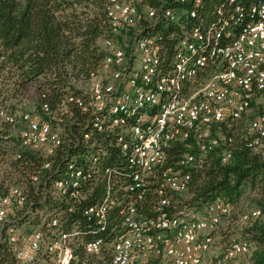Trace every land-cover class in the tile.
<instances>
[{
	"label": "built area",
	"instance_id": "obj_1",
	"mask_svg": "<svg viewBox=\"0 0 264 264\" xmlns=\"http://www.w3.org/2000/svg\"><path fill=\"white\" fill-rule=\"evenodd\" d=\"M189 1L107 0L109 34L103 45L108 53L89 80L79 86L81 94L67 98L82 117L78 124L81 140L90 141L94 134L102 139L113 137L125 159L119 181H112L116 169H103L105 196L82 212L96 228H103L112 189L125 181L120 188L119 233L108 244L101 238L82 244L86 254L96 257L109 247V264H202L214 243L208 231L231 210L230 203L223 200L209 204L202 218L189 217L183 211L171 214L168 208L170 195L186 191L190 171L202 166L207 153L220 149L221 162L231 160L232 138L214 134L216 126L237 122L254 101L264 100V0H226L217 8L215 21L199 25L183 21L185 16L195 17L193 9L181 7ZM200 3L193 1V5ZM141 20L145 24L140 25ZM160 23L179 24L175 50L168 60H162L164 52L152 32ZM64 115L70 117V111L56 114L47 104L40 111L30 106L0 111L1 120L11 129L14 158L40 151L45 158L42 170L51 181L49 189L66 203L80 204L99 156L93 155L85 166H79L66 155L65 149L78 139H65L71 126L67 130L61 127ZM190 138L197 153L186 151L169 163L173 158L169 150ZM245 146L264 155V116H254L249 122ZM61 149L64 164L53 167L51 159ZM38 181L34 175L32 182ZM152 185L157 199L147 214L143 204ZM25 202L19 187L0 195V231L13 210L22 209ZM259 214L254 210L242 221ZM58 226L53 217L47 232L33 230L20 238L16 232H8L10 243L19 241L15 249L18 263L74 264L73 238L78 232H61ZM250 250L247 241L233 239L224 258L248 255Z\"/></svg>",
	"mask_w": 264,
	"mask_h": 264
},
{
	"label": "trees",
	"instance_id": "obj_2",
	"mask_svg": "<svg viewBox=\"0 0 264 264\" xmlns=\"http://www.w3.org/2000/svg\"><path fill=\"white\" fill-rule=\"evenodd\" d=\"M193 1L181 6L195 11V17L183 18L193 25L215 21L217 8L226 2L200 0V4L193 5ZM106 4L107 0H0V111L14 112L29 106L40 111L42 104H47L56 114L70 111V117H61L60 125L66 130L71 126L66 140L76 137L78 141L65 149L66 155L79 166H85L93 155L99 156L98 168L84 187L87 192L85 200L80 204L66 203L49 189L51 181L47 171L42 170L45 158L40 151L24 153L20 159L14 158L16 148L10 146L13 138L10 126L0 117V195H7L12 187H19L26 198L24 207L14 209L0 231V264H19L15 258L19 241L10 243L8 232H16L19 238L33 230L47 232L49 220L53 217L58 219L59 231L78 232L73 238L74 264L110 262L109 247H104L96 257L86 254L82 244L96 238L108 244L119 233L123 202L120 188L125 181L120 180L112 189V203L103 228H96L82 212L84 208L101 202L105 196L107 179L103 169H116L112 181H119L122 179L120 175H124L125 159L113 137L102 139L94 134L90 141H82L78 128L82 117L74 106L67 103L70 96L81 94L79 86L89 80L108 53L101 44L109 34ZM142 24H145L143 20L140 21ZM152 32L157 34L164 52L162 60H168L175 50L179 24L160 23L152 28ZM254 104L255 101L252 103V115H244L229 125L220 124L213 131L232 138L231 160L223 164L220 149L207 153L202 166L190 171L186 191L170 195L168 209L171 214L183 209L205 211L217 200L230 203L231 210L244 201L249 203V210L239 209L236 213L244 225L241 239L251 247L248 255L239 257L248 258L233 263L230 261L237 257L226 259L223 253V257L216 259L214 264H264V155L253 153L245 146L249 122L254 116H264V104ZM69 120L74 122L68 124ZM188 144L191 148L187 147ZM186 151L197 153L192 138L169 150V156H173L169 163ZM63 154L61 149L51 159L53 167L64 164ZM34 175L38 176L37 184L32 182ZM155 195V186L152 185L143 204V212L151 214L157 199ZM254 210L260 212L258 217L242 221L244 215Z\"/></svg>",
	"mask_w": 264,
	"mask_h": 264
},
{
	"label": "rangeland",
	"instance_id": "obj_3",
	"mask_svg": "<svg viewBox=\"0 0 264 264\" xmlns=\"http://www.w3.org/2000/svg\"><path fill=\"white\" fill-rule=\"evenodd\" d=\"M103 45V43L101 42ZM104 46V45H103ZM258 104H264V100L256 101L254 106ZM254 112V109H252L248 112L247 115H252ZM245 115V116H247ZM249 203L244 201L242 203H239L238 205L234 206L231 212L226 217H221L220 224H218L216 227H214L212 230L208 231L211 236L213 237L214 244L212 245L211 249L204 254L203 257V263L202 264H213L216 259H220L223 257L224 250L226 246L228 245L229 241L236 239V240H242L241 239V230L244 227L243 223L237 219L236 213L239 209L241 210H249ZM185 214H188V216H195L197 218L204 217V210L203 211H193L188 209L182 210ZM248 257H237L236 259H232L230 262L238 263L241 259H246Z\"/></svg>",
	"mask_w": 264,
	"mask_h": 264
}]
</instances>
